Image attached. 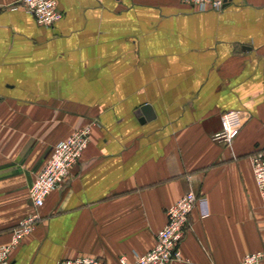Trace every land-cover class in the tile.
Instances as JSON below:
<instances>
[{"label": "crops", "instance_id": "obj_1", "mask_svg": "<svg viewBox=\"0 0 264 264\" xmlns=\"http://www.w3.org/2000/svg\"><path fill=\"white\" fill-rule=\"evenodd\" d=\"M55 1L62 18L44 28L21 0H0V246L32 213L28 189L54 146L91 133L9 264L132 262L189 190L174 264L264 252L250 162L264 148V0H227L217 13L180 0ZM226 111L242 128L221 144L212 137Z\"/></svg>", "mask_w": 264, "mask_h": 264}, {"label": "built area", "instance_id": "obj_2", "mask_svg": "<svg viewBox=\"0 0 264 264\" xmlns=\"http://www.w3.org/2000/svg\"><path fill=\"white\" fill-rule=\"evenodd\" d=\"M191 6L196 12H221L227 0H180ZM27 13L36 23L45 28L53 27L62 18L55 0H21ZM221 130L212 140L221 144H230L240 133L242 118L238 111H226L220 116ZM91 127L72 133L65 140L56 144L36 175L28 189V199L32 206V213L18 222L13 229L10 241L0 246V264L10 263V254L22 241L30 236L41 219L40 209L47 197L57 191L66 179L71 167L81 159L86 149L91 133ZM253 180L260 200L264 204V148L257 150L250 158ZM196 194L189 190L179 200L173 203L165 212L166 222L156 233L155 244L143 254H135L132 262L125 257L119 259V264H174L181 261L180 244L190 228L189 216L196 204ZM57 264H103L99 258L78 257L64 259ZM236 264H264V252L245 255Z\"/></svg>", "mask_w": 264, "mask_h": 264}, {"label": "water", "instance_id": "obj_3", "mask_svg": "<svg viewBox=\"0 0 264 264\" xmlns=\"http://www.w3.org/2000/svg\"><path fill=\"white\" fill-rule=\"evenodd\" d=\"M151 108L149 106H145L141 109V112L144 114V117L146 116V112H150ZM149 117L146 116V119H148Z\"/></svg>", "mask_w": 264, "mask_h": 264}, {"label": "rangeland", "instance_id": "obj_4", "mask_svg": "<svg viewBox=\"0 0 264 264\" xmlns=\"http://www.w3.org/2000/svg\"><path fill=\"white\" fill-rule=\"evenodd\" d=\"M21 4H22V2H21ZM24 7V6H23ZM45 28V27H44ZM89 126V125H88ZM85 127H87V126H85ZM84 128V127H83ZM83 128H78V129H76L75 131H77V130H80V129H83ZM74 131V132H75Z\"/></svg>", "mask_w": 264, "mask_h": 264}]
</instances>
